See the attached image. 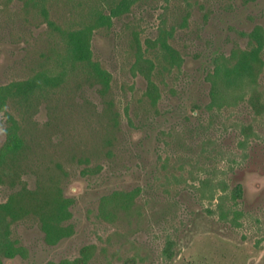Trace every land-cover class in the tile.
Instances as JSON below:
<instances>
[{"label":"rangeland","instance_id":"obj_1","mask_svg":"<svg viewBox=\"0 0 264 264\" xmlns=\"http://www.w3.org/2000/svg\"><path fill=\"white\" fill-rule=\"evenodd\" d=\"M118 2L46 0L45 16L26 0H0V85L65 73L31 107L7 111L29 145L21 184L57 178L72 200L73 227L48 245L35 217L15 222L11 236L26 255L3 264H84L88 247L86 264H264V106L246 96L218 107L207 80L217 60L247 47L246 33L264 28V0H137L93 32V60L111 75L101 97L62 63L65 44L47 20L78 29ZM161 35L180 66L164 58ZM259 89L264 103V70ZM7 118L0 111V148ZM21 186L0 185V202ZM113 192L135 196L128 213L111 219L102 200Z\"/></svg>","mask_w":264,"mask_h":264},{"label":"trees","instance_id":"obj_2","mask_svg":"<svg viewBox=\"0 0 264 264\" xmlns=\"http://www.w3.org/2000/svg\"><path fill=\"white\" fill-rule=\"evenodd\" d=\"M46 0H26V4L42 7L46 16L44 3ZM137 0H119L110 9L109 14L101 10L91 13L89 22L78 29L63 30L54 22L47 20L60 35L65 44L66 54L62 58L65 65L70 63L71 69L78 70L85 75L91 85H97L101 97H107L110 90L111 75L102 68L99 62L93 60L91 40L93 32L97 29L108 28L112 25L114 17H119L129 12L130 7ZM247 47H236L231 50L229 56H222L216 61L213 72L207 77L212 93L214 104L218 107L236 106L248 96V102L252 105L256 102L257 107H263L261 100L263 92L259 89V78L264 70V28L256 25L245 34ZM158 43L163 51L164 58L171 65L180 66L182 61L179 53L169 45L166 37L161 35ZM80 69V71H79ZM65 73L50 75L41 71L32 77L0 85V111L8 117L9 126L6 128L7 142L0 148V185H9L14 188L5 202H0V264L3 259H11L16 256L24 257L26 250L17 240L11 236V226L15 222L33 216L37 219L39 227L44 234V241L48 245H55L61 239L69 237L73 233V227L66 222L71 218L69 210L72 200L65 197L59 180L54 177L45 179L38 178L34 189H29L21 184L20 176L23 172L24 161L27 157L29 145L22 132L20 124L8 113L7 107L16 103L21 107H31L34 100L49 93V89L58 87L63 82ZM109 106L108 112L112 119L115 113L111 111L112 103L106 101ZM208 180L202 181L206 186ZM240 189V188H239ZM134 192H113L102 200L103 213L111 219L117 217L119 212L128 213L134 204ZM214 195H210L212 199ZM222 202V197L219 198ZM110 206V210L105 209ZM220 215L224 218L221 203L218 205ZM173 243L171 242L170 245ZM167 250V257H172V252ZM92 247L82 252L84 264L88 263ZM47 264H79L77 261L63 260L58 263Z\"/></svg>","mask_w":264,"mask_h":264}]
</instances>
